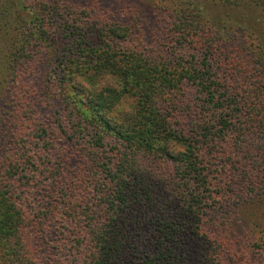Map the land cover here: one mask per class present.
Wrapping results in <instances>:
<instances>
[{
	"label": "trees",
	"instance_id": "trees-1",
	"mask_svg": "<svg viewBox=\"0 0 264 264\" xmlns=\"http://www.w3.org/2000/svg\"><path fill=\"white\" fill-rule=\"evenodd\" d=\"M35 1L0 11V264H264V0Z\"/></svg>",
	"mask_w": 264,
	"mask_h": 264
},
{
	"label": "rangeland",
	"instance_id": "rangeland-1",
	"mask_svg": "<svg viewBox=\"0 0 264 264\" xmlns=\"http://www.w3.org/2000/svg\"><path fill=\"white\" fill-rule=\"evenodd\" d=\"M119 1H122V0H119ZM139 1H141V0H139ZM143 1H145L146 3H149V4H152V3L162 4L161 2H163L164 0H143ZM192 1H195L198 5L201 6L204 13L208 16V18H212L216 22H219L218 25L222 29H224V27L226 25L230 24L231 21H230L229 17H232V14H229L228 16H226L225 14H227L226 12L232 13V11H229V10L224 11L222 8L214 6L213 3L210 2L209 0H192ZM5 2H6V0H0V11H2L4 9V3ZM23 3L25 4V6L27 8V9L23 10V15H26L29 12L31 14V16L33 17L35 15V11L38 13V10L41 9L39 1L23 0ZM31 11L34 13L32 14ZM38 15H39V13H38ZM251 15H255L253 17V19L255 22H257L254 29H257L260 26H262L264 29V21L261 20L262 18L260 17V14H258L257 12H253V13H251ZM238 19H240V18H238ZM36 22L37 21L35 20L34 23L32 22V24L36 25ZM256 33L260 35V31H256Z\"/></svg>",
	"mask_w": 264,
	"mask_h": 264
}]
</instances>
